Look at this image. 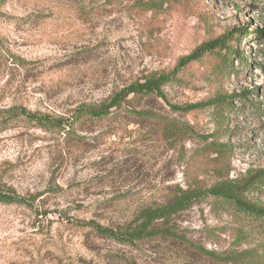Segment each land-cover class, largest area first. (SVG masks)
Returning <instances> with one entry per match:
<instances>
[{
	"label": "rangeland",
	"instance_id": "rangeland-1",
	"mask_svg": "<svg viewBox=\"0 0 264 264\" xmlns=\"http://www.w3.org/2000/svg\"><path fill=\"white\" fill-rule=\"evenodd\" d=\"M239 29L248 34L229 47L250 67L230 51L227 59L213 51L179 63ZM263 29L264 0H0V108L64 115L150 74H169L166 101L137 99L135 109L179 120L223 146L213 153L197 137L169 141L155 121L125 115L75 123L68 134L24 120L0 127V188L29 202H0V264H236L229 254L244 251L255 255L243 264H264L257 247L264 226L211 197L156 221L159 232L133 244L88 223L135 227L177 186L242 181L264 168ZM229 94L233 111L169 106Z\"/></svg>",
	"mask_w": 264,
	"mask_h": 264
},
{
	"label": "trees",
	"instance_id": "trees-1",
	"mask_svg": "<svg viewBox=\"0 0 264 264\" xmlns=\"http://www.w3.org/2000/svg\"><path fill=\"white\" fill-rule=\"evenodd\" d=\"M243 34H248L246 29L229 32L226 35L223 34L203 42L191 54L181 57L179 63L183 67L191 61L200 59L205 53L213 51L222 53V57L227 59L226 54L230 51V53L233 52L234 55H238L240 62L247 65L243 53L239 52L236 48L235 50H231L232 48L229 47V42L232 39H237L238 36ZM259 54L264 60V47L259 49ZM173 78L174 76L169 74H150L127 84L100 102L76 105L67 114L59 116L38 111H29L23 106L0 108V127L9 126L16 121L24 120L34 128H38L46 133L68 134L75 123H86L91 120H103L112 116L125 115L127 117H133L134 119L138 118L139 121H155L162 131L163 138L166 140L175 142L189 137H197L207 147L205 148L206 150H211L213 153H220V148L223 146L215 142H207L206 139L198 136L190 125H186L173 118L156 115L149 109H135L134 101L137 99L152 100L155 98L166 101L164 86ZM241 95L246 99V90ZM233 97L234 94L217 95L200 102L185 105L169 104V106L174 112L187 113L194 109L211 107L218 109L222 113L226 110L233 111L234 104L231 99ZM250 103L257 107L261 105L260 102ZM260 195L264 197V168L250 173L242 181H222L205 188H182L177 186L164 205L144 210L141 222L135 227L129 226L126 229L116 231L112 228L104 227L97 222L88 223L100 236L121 243L133 244L136 241L151 238L157 234L160 229L158 228L157 230L154 227L153 224L156 221H169L174 215L188 209L193 203L205 197H211L222 208L232 210L255 225L264 226V204L257 201L260 199ZM0 202L5 204L16 203L29 205L25 197L18 195L10 187L0 188ZM161 232H164L170 238L173 237L170 229L162 230ZM158 235H162V233ZM257 247L262 249L264 243L258 244ZM253 255L255 253L244 251L239 254L231 253L229 257L236 264H243L254 261Z\"/></svg>",
	"mask_w": 264,
	"mask_h": 264
}]
</instances>
